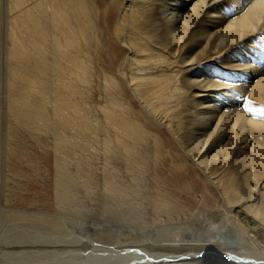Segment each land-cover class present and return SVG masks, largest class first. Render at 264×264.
Segmentation results:
<instances>
[{"label": "bare ground", "instance_id": "bare-ground-1", "mask_svg": "<svg viewBox=\"0 0 264 264\" xmlns=\"http://www.w3.org/2000/svg\"><path fill=\"white\" fill-rule=\"evenodd\" d=\"M8 1L11 6L2 3L8 13L0 14L8 42L2 67L16 78V65L29 60L30 66L17 79L29 84L6 78L4 107L13 117L36 114L32 94L52 87L60 100L56 136L76 146L80 134L72 124L81 116L74 112L69 121L64 113L79 102L87 107L82 89L91 81L92 149L110 164L109 176L119 174L120 163L130 173L128 165L145 156L146 168L155 162V185L165 198L174 199L175 175L186 187L202 174L218 195L212 200L218 209L192 215L188 231L179 220L161 222L117 250L97 243V230L109 233L105 224L92 236L93 223L84 229L80 220L69 223L72 216L55 215L57 230L2 237L0 264H264V47L252 43L264 32V0L112 1L106 11L115 3V15L104 31L123 47L111 60L114 69L99 67L104 31L89 0ZM104 2L95 0L94 10ZM40 9L41 23L34 17ZM18 57L23 60L14 63ZM68 76L82 87L67 84ZM144 114L155 124H146ZM178 146L195 168L178 167V159L167 164L162 151ZM165 170L169 178H162ZM174 213L171 207L169 218Z\"/></svg>", "mask_w": 264, "mask_h": 264}, {"label": "rangeland", "instance_id": "rangeland-1", "mask_svg": "<svg viewBox=\"0 0 264 264\" xmlns=\"http://www.w3.org/2000/svg\"><path fill=\"white\" fill-rule=\"evenodd\" d=\"M3 1L9 6L11 3L8 0L0 2V14L6 15L8 8L3 9ZM112 1L115 0H105L104 4L100 5L99 11L94 10L95 0L87 2L89 10L97 15L99 27L103 31L106 30L110 14L113 18L115 15L113 11L116 7L115 3L111 12L106 11V4ZM34 17L41 23L43 10L40 9ZM4 18L6 20L8 17ZM2 29V19H0V246H2L1 238L6 234L24 232L25 229L31 232L43 229L57 230L60 226H57L53 220L55 215L67 214L72 216L70 224L74 220H80L84 229L89 223H93L91 230H87L92 236L91 231L105 224L109 227L107 230L109 233L101 235L100 230H97L95 234L98 236L97 243L112 245L113 249L117 250L119 244L141 240L143 234H149L155 225L161 222L176 219L182 222L181 228L188 231L192 215L202 216L218 209L212 201L217 199L218 195L202 174L193 175L191 183L186 187L182 186L184 182H181V174L175 175L172 181L177 182L178 185H174L171 190L174 199L165 198L157 192L155 185V162L150 161V165L146 168L145 162L142 161L145 160L144 155L141 159L135 158L128 165L130 173L124 170V166L121 167L120 163L117 164L120 172L115 175V179L109 176L107 171L110 164L101 155L96 156L92 149L94 146L90 106H93L95 99H92L94 84L91 81L82 89V98L87 107L79 102L74 110H66L64 113L69 121H72L71 114L74 112L81 116L72 124L75 134H80L76 135L78 138L76 146H73L70 140L60 142L56 136L57 131H62L59 128V119L55 116V111L60 107V100L52 94V87L51 90L48 88V91L45 89L43 91L41 86V91L32 94L31 99L35 102L36 114L13 117L4 107L8 94L6 78H11L17 85H27L29 82L17 79L24 78V73L30 66L27 64L29 60L23 61L24 64L16 65L21 73L16 78L7 72L8 67H2L8 60V48L6 49L8 42H6V32L4 33ZM260 34L252 43L264 47V32ZM101 36L99 67L114 69L115 65L111 60L123 47L112 37L110 31L107 33L104 31ZM21 58L23 57L15 58L14 63L21 62L23 60ZM2 68L5 70L1 71ZM36 75L43 79V72H37ZM65 81L67 84L71 82L72 85L82 87L72 76H68ZM63 93L67 95V89H64ZM142 120L150 126L151 123L155 124L145 114ZM45 121L49 125H45ZM146 131L147 138L152 139L155 135L154 130L148 128ZM70 152H74L76 158L70 156ZM150 154L153 156L154 152ZM162 154L167 158V164L171 166L178 159V167L186 164L191 169L195 168L179 146L176 152L166 148ZM180 157L184 158V162L179 163ZM185 167L184 171L182 170L184 175L188 173ZM58 171L61 180L59 186L55 184ZM169 177L170 172L165 170L162 178ZM58 193L61 198L57 197ZM257 202H261V199ZM162 206H165L166 210L160 214ZM171 207H175V213L169 218ZM69 223L68 228H70ZM102 252L96 253L100 256L104 254Z\"/></svg>", "mask_w": 264, "mask_h": 264}]
</instances>
